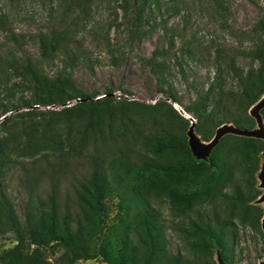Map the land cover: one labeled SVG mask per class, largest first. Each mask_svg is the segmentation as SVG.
Returning a JSON list of instances; mask_svg holds the SVG:
<instances>
[{
	"label": "rangeland",
	"instance_id": "obj_1",
	"mask_svg": "<svg viewBox=\"0 0 264 264\" xmlns=\"http://www.w3.org/2000/svg\"><path fill=\"white\" fill-rule=\"evenodd\" d=\"M141 1L0 0V120L8 115L13 121L20 122L16 114L33 110L25 119L52 123L56 116L51 111H61L79 101L74 98L63 103H35L37 94L23 68L25 65L50 78L61 76L69 79L74 87L85 94H95V99L100 101L105 98V92L110 91L108 106L115 114L111 121L107 119L105 128L109 124L119 131L120 120L133 117L136 128L142 132H148L158 125L152 121L156 103L167 102L173 107L171 101L174 100L168 97L169 93L176 98L174 109L184 108L194 100L195 87L207 88L216 81L222 90L235 94L240 90V79L227 63L232 61L240 75L258 67L250 51L259 40L264 41V33L259 36L254 31L257 20L263 14L264 0H147L136 37V34H132L136 29L133 22L136 6ZM55 31L66 32L72 53L63 48L53 55L42 54L39 38ZM155 51L163 53H157L152 60ZM262 98L264 95L258 100ZM25 102L30 105L25 106ZM253 105L248 109L249 115ZM260 113L264 123L261 110ZM178 114L186 118L180 112ZM174 120L181 121L177 116H174ZM76 121L71 118L70 124ZM194 121L189 119V126ZM82 125L83 119L80 120ZM64 126L60 124V127ZM186 136L189 146L187 131ZM234 136L241 138L236 140ZM195 138L201 145L209 142L202 141L198 135ZM251 138L253 140H249L248 136L226 133L203 157L191 152L197 165L196 171L188 177L180 176L174 180L175 186L186 187L205 174L210 167V157L218 158L225 151L233 152L237 146L254 144L261 159L255 186L259 194L249 203L262 208L264 214V200L259 201L264 193L259 177L264 141ZM260 143L262 149L259 148ZM137 148L138 145L137 162L146 159L144 154L147 153L150 158L156 157L142 148L137 151ZM38 156H14L1 176L0 187L8 195L22 224L23 208L27 205L31 209L40 208V204L45 203L54 174L58 173L59 180L54 178V181L58 183L59 200L64 202L68 198L71 202L70 199H74L73 184L89 168L86 156L70 157L65 162L55 157L41 162ZM129 172L124 173L123 185L113 190L105 200L104 220L92 241L106 249L107 258H112L110 249L117 243H124L128 236L135 239L137 229L135 231L133 213L146 203L153 215L150 224L163 237L168 252L180 253L185 260L189 258L203 264L205 258L194 256L188 248L187 240L178 226L182 217L174 213L166 194L154 186H144L150 179L149 173L143 174L140 170ZM237 181L244 184L241 178L237 177ZM227 189L228 186L224 187L222 192ZM244 190L250 192V189ZM219 198L215 201L214 198L209 199L204 205L208 211H217L232 219L234 236L230 245V261L221 256L219 248H214L206 261L219 264L222 259L224 264H260L264 261L261 220L259 232L250 226L251 210L241 220L239 214L246 209L237 205L228 210L223 197ZM15 243L11 234L0 233V253ZM23 249L29 252L32 246L25 242ZM42 251L45 259L57 264L56 256L60 253L53 255L46 247ZM70 264L110 262L104 256H99L78 259Z\"/></svg>",
	"mask_w": 264,
	"mask_h": 264
},
{
	"label": "trees",
	"instance_id": "obj_2",
	"mask_svg": "<svg viewBox=\"0 0 264 264\" xmlns=\"http://www.w3.org/2000/svg\"><path fill=\"white\" fill-rule=\"evenodd\" d=\"M146 2L142 0L136 6L133 22L136 32L132 31L136 37L139 35ZM254 31L259 36L264 33V10ZM65 33L55 31L39 38L42 54L53 55L63 48L68 49L66 52L69 54L72 53L73 48L68 46L70 39ZM157 53L163 52L155 51L152 60ZM250 55L258 62V67L256 70L250 68L245 75L238 73L232 61L227 63L228 68L236 72L240 79L237 93L225 92L216 81L207 88L195 87L194 100L183 108L195 119L194 131L202 141H210L217 127L225 122L241 128L255 126L248 109L264 95V41L259 40ZM154 67L159 69L157 64ZM23 68L37 94L35 103H63L74 98L79 101L61 111H51L56 116L52 123L25 119L33 110L16 114L20 122L13 121L8 115L0 120V182L3 171L14 156L39 155L41 162L50 157L65 162L70 157L86 156L89 168L73 184L74 199H70L71 202L68 198L64 202L59 200V179L58 173L54 174L55 170L45 203L40 204V208L31 209L29 205L23 208L24 224L15 213L8 195L0 187V233L11 234L16 242L0 253V264H53L45 259L43 247L48 248L53 255L60 253L56 256L57 264H70L78 259L99 256H104L110 264H197L189 258L185 260L180 253L168 252L163 237L150 224L153 215L146 203L133 213L135 231L137 229L135 239L128 236L126 240L123 239L124 243H117L110 249L112 258H107L106 249L92 241L104 220L105 200L113 190L123 185L124 173L136 170L143 174L149 173L150 179L144 184L145 187L154 186L166 194L174 213L182 217L178 226L187 240L188 248L194 256L205 258L203 264H209L207 255H211L214 248H219L221 256L230 261V245L234 236L231 217L208 211L204 204L209 199L214 198L215 201L223 197L222 201L228 210L237 205L246 209L239 214L241 220L251 210L250 226L261 232L263 210L249 203L259 194L255 186L261 159L254 144L237 146L233 152L225 151L218 158L210 157L207 172L188 186L179 188L175 186L174 180L193 174L197 165L187 144L189 119L180 116L170 104L156 103L152 121L158 125L148 132L139 131L133 117L122 118L119 131L109 124L105 128L107 119L111 121L115 114L108 106L110 91H106L105 98L100 101L95 99V94H85L74 87L69 79L61 76L50 78L31 66L25 65ZM168 97L176 101L172 93ZM24 104L30 105L29 102ZM261 112L264 118V108ZM174 116L181 121L176 122ZM71 118L77 121L70 124ZM125 118L130 123L127 124ZM60 124H64L65 128L60 127ZM234 137L236 140L241 138ZM248 139L253 140L251 137ZM137 145V151L142 148L156 157L150 158L147 153L144 154L146 159L137 162ZM237 177L244 184H239ZM54 178L57 180L54 181ZM158 182L162 184L157 185ZM226 186L228 191L222 192ZM244 188L250 189V192ZM25 242L32 246L29 252H24Z\"/></svg>",
	"mask_w": 264,
	"mask_h": 264
},
{
	"label": "water",
	"instance_id": "obj_3",
	"mask_svg": "<svg viewBox=\"0 0 264 264\" xmlns=\"http://www.w3.org/2000/svg\"><path fill=\"white\" fill-rule=\"evenodd\" d=\"M171 104L173 107H175V102L171 101ZM264 107V98L258 100L257 103L253 105V107L250 109V115L255 119L256 121V127L251 129H245L236 127L232 124H223L220 127H218L215 131V134L213 138L205 145H201L198 143V140L195 138V131H194V122L191 123L187 130V135L189 137V147L191 152L196 155L197 157H203L209 151L212 149V147L217 143V141L226 133H233L236 135L241 136H248V137H256L260 138L264 141V123L261 117L260 110ZM178 112H180L183 116H185L187 119L194 120L183 108H175ZM3 118V117H2ZM261 179V186H264V151H263V162L261 164V173L259 175ZM264 200V193L262 194L259 201ZM261 229L264 234V214L261 219ZM219 264H224L222 259H220ZM260 264H264V261H262Z\"/></svg>",
	"mask_w": 264,
	"mask_h": 264
}]
</instances>
